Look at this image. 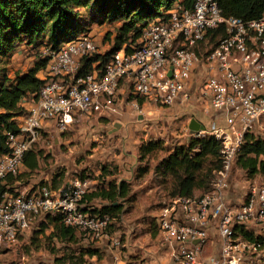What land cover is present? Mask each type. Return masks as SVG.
Returning a JSON list of instances; mask_svg holds the SVG:
<instances>
[{
    "label": "built area",
    "instance_id": "2783aa9c",
    "mask_svg": "<svg viewBox=\"0 0 264 264\" xmlns=\"http://www.w3.org/2000/svg\"><path fill=\"white\" fill-rule=\"evenodd\" d=\"M192 1L191 7L175 4L168 18L149 23L141 46L117 51L103 73L94 64L92 72L78 77L83 59L98 49L91 33L58 50L44 49L50 56L39 72L45 83L36 98L25 102L19 132L9 134L11 152L0 155V186L20 171L41 131L52 123L65 129L79 115L110 118L121 113L130 96L159 105L189 100L188 80L203 63V95L210 98L212 110L222 114L224 124L215 120L209 131L193 134L209 133L222 141L224 168L207 194L164 203L155 217L162 244L175 264H264V184L251 185L245 196L230 199L246 135L256 128L264 131V15L253 20L226 17L217 0ZM219 28L225 37L199 55L197 48L208 31ZM129 103L138 107L136 100ZM90 190L88 181L75 180L64 190L43 188L18 197L0 193V245L14 243L30 227L31 217L44 212L60 213L66 225L89 227L95 237L103 236L111 219L86 210L83 200ZM212 233H217L219 247L204 258Z\"/></svg>",
    "mask_w": 264,
    "mask_h": 264
},
{
    "label": "trees",
    "instance_id": "16d2710c",
    "mask_svg": "<svg viewBox=\"0 0 264 264\" xmlns=\"http://www.w3.org/2000/svg\"><path fill=\"white\" fill-rule=\"evenodd\" d=\"M217 2L226 17L253 20L264 15V0ZM177 3L188 7L193 5L192 0H0V155L11 152L9 134L19 132L21 119L27 112L25 102L36 98L45 83L39 76L50 59L49 55L43 53L44 49L58 50L64 43L81 34H88L95 24L121 23L114 32L115 44L111 50L101 58L94 57V54L84 58L78 77L92 72L95 63L103 73L117 51L126 47L130 52L132 47L141 46L144 29L148 24L158 17L168 18L169 11ZM225 35L223 28L211 29L201 44L215 45ZM22 44L26 46L24 53L27 49L36 52L37 64L26 72L16 71L13 74L8 68V60ZM197 52L201 54L200 50ZM166 150L163 141L142 144L139 162L143 163L152 154ZM39 165V153L33 147L25 157L24 166L28 171L34 172ZM236 166L250 179L259 174L264 177V135L257 134L256 131L247 133ZM223 168V143L207 133L198 137L194 135L188 143L175 146L156 164L153 173L167 192L162 199L169 201L177 197L207 194ZM103 170L107 172V169ZM151 171L149 163L145 162L144 166L137 168L136 178L141 179ZM20 179L21 177L9 176L0 186V193L8 191V187ZM132 187L131 181H109L93 194L89 192L83 203L87 209L88 200H99L98 213L119 222L124 214V205L120 200H134ZM54 188L58 189L57 186ZM197 192L201 195H196ZM45 214H48L46 219L53 225L55 239L69 243L76 240L77 228L66 225L60 213H53L55 217L50 216L51 212ZM37 215L39 214L34 216ZM246 235L252 240L256 239L254 234L247 232Z\"/></svg>",
    "mask_w": 264,
    "mask_h": 264
},
{
    "label": "rangeland",
    "instance_id": "374dc122",
    "mask_svg": "<svg viewBox=\"0 0 264 264\" xmlns=\"http://www.w3.org/2000/svg\"><path fill=\"white\" fill-rule=\"evenodd\" d=\"M120 24L105 22L91 27L89 33L93 35L98 45L94 57L101 58L111 50L115 44L114 32ZM213 46L214 44L206 46L201 44L197 51L200 50L202 56ZM36 55L35 51L27 49L19 59L18 57L13 59L12 56L8 60L10 72L23 73L35 67L38 60V57L35 58ZM95 65L97 66V63ZM206 80L204 64L201 63L186 86V90L190 93L189 100L179 101L173 105H159L145 97L130 96L129 102L136 100L138 107L128 102L120 114L110 118H101L97 114L79 115L65 129H61L56 122L52 123L49 129L41 131L34 147L39 153L38 169L30 172L26 166H23L14 175L21 179L8 187V191L15 197L29 196L39 193L43 188L55 189L54 186L58 187L56 190H64L75 180H83L89 182L91 187L89 194H93L100 187L106 186L109 181L127 180L132 182V194L136 192V198H133L132 202L120 200L124 205L125 213L119 222L110 220L100 238L111 240L117 230L125 232L128 220L144 217L154 222L156 220L154 215L167 202L162 199L167 193L165 187L153 173L156 164L175 146L188 143L194 136L190 130L193 119L208 131L215 120L221 121L219 122L221 125L224 124L221 119L222 114L212 110L210 98L203 95ZM121 92H124L123 89ZM262 126L264 128V120ZM255 131L264 135V131L260 128H256ZM150 141H163L167 150L152 154L140 163L139 149L142 144ZM145 162L149 163L152 171L147 176L137 179V168L144 166ZM103 168L107 169V172ZM235 169L237 170L230 189L231 200L245 196L251 185L264 184V177L261 174L250 179L239 166ZM151 189L155 196L150 214H138L140 208L133 211L137 198L139 204L150 201L145 192ZM141 193L144 198L140 197ZM196 195L201 194L197 192ZM86 204L87 211L92 215L101 216L98 213L99 200H88ZM47 215L44 212L36 217L32 216L30 227L19 233L14 243L1 244L0 264H105L102 262L104 260L100 261L92 255L94 234L91 228L78 227L74 242H61L54 238L53 225L49 219H46ZM54 215L52 213L50 216L55 217ZM122 236L123 245L127 241V235L122 233Z\"/></svg>",
    "mask_w": 264,
    "mask_h": 264
},
{
    "label": "crops",
    "instance_id": "0c3cea01",
    "mask_svg": "<svg viewBox=\"0 0 264 264\" xmlns=\"http://www.w3.org/2000/svg\"><path fill=\"white\" fill-rule=\"evenodd\" d=\"M24 47L26 46L22 44L17 49L16 53L13 55V59L16 57L19 59L22 57L21 55H24ZM14 73L15 72H13V74ZM125 104H127V102H125ZM152 191L151 189L145 192L146 196L150 199L148 203L141 202V204H139L137 198L136 206H134L133 211H137L136 209L140 208L138 211L140 213L137 212L138 214H150V211H152V200L155 196ZM133 194L136 198V192H133ZM140 197L144 198L142 193ZM156 215H154V219ZM155 221L156 220L153 222L144 217L137 218V220H128L126 222V231L122 232L121 230H117V232L113 234L114 236L112 235L111 240H104L103 238L95 236L92 237V245L94 246L93 256L97 257L100 261L104 260L102 262L105 264H175L169 255L167 247L162 244V237ZM122 233H126L127 235V241L123 245L124 237ZM218 247L219 239L217 233H212L209 244L205 247L203 252L204 258L217 251ZM163 260H166V262H163Z\"/></svg>",
    "mask_w": 264,
    "mask_h": 264
},
{
    "label": "water",
    "instance_id": "95a60500",
    "mask_svg": "<svg viewBox=\"0 0 264 264\" xmlns=\"http://www.w3.org/2000/svg\"><path fill=\"white\" fill-rule=\"evenodd\" d=\"M170 76H172V72H170ZM205 127L199 123L197 120L193 119L190 123V130L192 131V133H198L202 130H204Z\"/></svg>",
    "mask_w": 264,
    "mask_h": 264
}]
</instances>
